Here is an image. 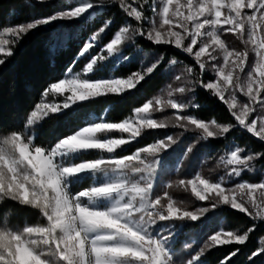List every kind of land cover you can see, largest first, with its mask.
Returning <instances> with one entry per match:
<instances>
[{
	"label": "snow or ice",
	"instance_id": "obj_1",
	"mask_svg": "<svg viewBox=\"0 0 264 264\" xmlns=\"http://www.w3.org/2000/svg\"><path fill=\"white\" fill-rule=\"evenodd\" d=\"M109 7L124 17L110 41L101 45L114 26L108 18L20 124L0 126V264H206L215 247L243 246L264 226V0H69L52 14L3 28L0 66L31 31L57 21L87 25ZM229 34L242 47L230 46ZM61 36L49 45L53 64ZM168 49L184 60L169 58ZM81 58L86 63L75 71ZM132 63L136 70L115 74ZM156 76L166 81L156 94L121 121L108 120L116 103ZM202 94L224 105L230 120L195 115ZM101 99L111 102L98 115L89 105ZM53 114L65 118L63 134H45ZM162 129L173 131L123 154L124 146ZM237 131L261 150L229 140ZM186 136L192 140L182 153H169ZM210 138L229 141L217 164L222 174L168 179ZM209 159L205 152L200 166ZM257 172L259 182L244 179ZM173 187L190 188L207 203L188 207L169 193ZM229 210L252 223L243 232L227 230L222 213ZM22 213L35 219L20 221ZM258 244L250 264L264 256V237ZM240 251L219 264H233Z\"/></svg>",
	"mask_w": 264,
	"mask_h": 264
},
{
	"label": "trees",
	"instance_id": "obj_2",
	"mask_svg": "<svg viewBox=\"0 0 264 264\" xmlns=\"http://www.w3.org/2000/svg\"><path fill=\"white\" fill-rule=\"evenodd\" d=\"M67 2L69 0H49L47 3H37L34 6H29L31 5V0H0V32L5 27L15 26L34 18L52 14L54 11L65 7ZM70 2L75 4L78 0H70ZM108 18L113 19L114 26L111 31L102 36L101 45H103L109 42L117 28L123 25L124 17L115 7L107 8L102 15L94 18V21H90L87 25H82L79 21L53 22L49 26L31 31L18 45L14 46V56L9 58L5 66H0V126L5 128L18 126L30 110L34 108V105L40 102L43 88L47 87L48 83L63 78L64 71L72 64V61L86 42L88 36L97 30L102 22ZM58 33H62L60 37L61 43L55 53V63L53 64L49 45ZM96 51L98 52L99 48ZM166 54L169 58L177 56V52L171 49L166 50ZM177 58L184 60L183 55L177 56ZM84 63H86V60L81 58L76 63L74 70L79 71ZM137 67L138 63H132L126 68H121L115 74L126 75L128 72L136 70ZM108 74L110 73H103V75ZM165 83L166 81L160 76L149 80L135 96L116 103L108 115V120L110 122L121 121L131 114L134 107L139 106L145 99L156 94L158 89L163 87ZM53 99H57L58 101V98ZM110 102L101 99L89 105V110L99 115ZM199 103L202 105V109L194 111L195 115L206 120L216 117L219 122H228L230 120L226 107L219 101L213 102V99L209 98L207 94L200 96ZM56 115L53 114L52 118H45L44 128L46 135L49 132L63 134L66 131L65 118L61 117L57 120L55 118ZM77 126L79 125L75 122L71 124L72 128ZM171 131L173 130L162 129L147 132L138 138L137 141L124 146L126 151L123 154H129L139 147L146 146L156 139L163 138L165 133ZM233 138L242 146L246 145L250 149L261 150L256 139L251 137L250 134L237 131L234 133V137H230L229 140ZM190 140H192V137L187 136L185 139L183 138V143L174 147L169 153L174 156L178 155L183 145ZM228 143L229 141H217L210 138L207 145L198 144L194 150L195 155L189 161V169L186 167L185 173H181L180 175L187 176V172L192 168V165L198 164L203 159L205 152L211 156V159L208 161L215 162L221 155L225 154V146ZM86 157L94 158L91 156ZM177 174L173 172L168 179L172 180ZM222 215L226 218L225 228L228 230L243 232L252 223L250 218L245 214L233 210L226 211ZM25 218L29 220L35 219L28 213H22L19 216L20 221H23ZM201 237L206 238L203 232H201ZM260 237H264V226H259L243 246L233 244L215 247L204 257L206 264H219L220 260L228 256L237 247L241 251L233 258V264H250L248 257L258 248ZM187 242L191 243L192 241L188 240ZM255 264H264V256L257 257Z\"/></svg>",
	"mask_w": 264,
	"mask_h": 264
},
{
	"label": "rangeland",
	"instance_id": "obj_3",
	"mask_svg": "<svg viewBox=\"0 0 264 264\" xmlns=\"http://www.w3.org/2000/svg\"><path fill=\"white\" fill-rule=\"evenodd\" d=\"M2 32H3V30L0 33H2ZM3 38L4 39H9V40L11 39V37L9 35H7V34H4ZM228 42H229L230 46H232V47H237V46H241L242 47V45H240L239 41H237L234 37H231L230 34H229V41ZM253 63H254V57H253ZM111 135H113V136L123 135V136L127 137L128 134L127 133L121 134V133H118V132H113ZM188 137L191 138V136H188ZM185 145H183L182 150H180L178 152V155H176V156H179L182 153ZM174 147H176V146H174ZM174 147H173V149H174ZM173 149H170L169 152H171ZM97 155L98 154L94 153V154H92L90 156L95 158ZM85 158L87 159V157H85ZM190 159L184 161L180 172H178V174L176 173L177 175L172 180L191 179V178L194 177V175H195V173L197 171L201 172V174L206 176V177L211 176L213 179H215L217 177V175L222 174V172H223L222 167H220V168L217 167V164H218V161H219V159H218L215 162L207 161V163L203 164V166H200V163H198V164L196 163V164L192 165V168H190V170L187 172L188 173L187 176L186 175L185 176H181L180 174L181 173H185L184 170H187L186 167L189 166ZM188 169H189V167H188ZM209 169H213L214 171L210 173ZM244 179L245 180H249L251 182H259L261 177H260L259 172H257L255 174L245 175ZM168 191L173 196V198L175 200H177L178 202H183L186 206L191 207V208H194V207L200 206V205H204V204L207 203V202H201V201L196 200V198L194 196H192L190 188L187 191H185L182 187H180V188L173 187L172 189H169Z\"/></svg>",
	"mask_w": 264,
	"mask_h": 264
}]
</instances>
